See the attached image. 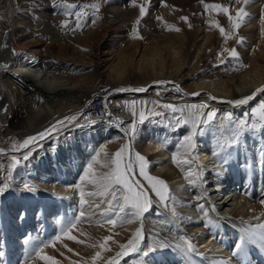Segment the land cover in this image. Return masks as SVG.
<instances>
[{
    "label": "bare ground",
    "instance_id": "obj_1",
    "mask_svg": "<svg viewBox=\"0 0 264 264\" xmlns=\"http://www.w3.org/2000/svg\"><path fill=\"white\" fill-rule=\"evenodd\" d=\"M95 2L67 0L78 6ZM99 2V13L94 15L92 9H85L87 15L81 18L87 23L77 28L74 13L79 8L64 9L61 0H0V187L9 184L0 195V255L8 254L14 263L20 257L22 264H45L32 258L35 249L54 240L62 224L79 215L80 190L75 185L81 184L93 155L101 148L114 154L127 143L121 129L138 121L139 110L144 107L146 114L155 108L163 115L149 116L138 123L133 147L150 160L149 174L167 182L171 199L161 201L136 170L134 179L152 199L143 218L144 239L139 252L143 264H264V203L257 200L256 193L264 192V128L250 127L253 122L261 123L254 110L264 102V93H258L246 105L227 102L264 87V0H249L246 5L243 0H136L135 5L132 0ZM141 4L147 8L143 17ZM204 4L224 5L233 16L244 8L248 16L238 30L232 29L226 14L207 10ZM65 11L72 14L65 15ZM42 18L60 24L68 38L47 40L44 30L39 31L45 27L43 22L27 32L26 25L30 28ZM137 20L154 29L165 25L167 32L158 39L143 34H139L142 39L134 38L131 24ZM212 21L232 31L233 38L225 40ZM65 22L67 27L63 26ZM240 37L244 38L242 44ZM232 48L247 67L235 70L239 62L224 51ZM28 60L29 64L25 62ZM94 73L102 77V82L91 86ZM117 88L146 91L117 92ZM113 92L116 94L111 97ZM155 101L177 107L205 104V114L216 111L212 122L197 128L196 148L191 154L194 159L190 166H184L185 171L172 163V154L179 151L183 158L181 142L191 132V123L177 124L173 117L180 114L155 105ZM133 102L135 117L128 107ZM102 112L106 115L100 116ZM229 113L231 121L227 119ZM73 115L77 116L75 122L65 120ZM184 116H188L187 109ZM243 119L249 127L241 134L239 144L230 148L228 142ZM60 120L65 124L30 145L32 155L23 161L28 149L17 150L13 145ZM119 120L124 123L117 127ZM13 156L21 159L15 169L11 167ZM105 158L102 153L100 159ZM249 163L253 166L247 167ZM189 167L200 176L195 184L186 178ZM93 170L103 173L109 168L94 164ZM25 184L34 190H26ZM82 186L85 192L94 191L87 181ZM86 199L99 202L98 198ZM102 210L84 206L90 219L78 225L73 235L85 244L62 238L44 253L60 264H84L97 250L87 244L114 233H119L114 236L116 241L125 243L141 226L140 221L114 229L108 224L101 226L97 222L104 220ZM185 237L196 245L190 259L176 247ZM241 238L245 242L237 252L235 245ZM161 241L168 247H157ZM109 244L112 251L103 253L97 264H106L119 251L117 244ZM150 247L157 250L144 256L142 253ZM137 256V252L131 253L121 258L120 264H140L135 261Z\"/></svg>",
    "mask_w": 264,
    "mask_h": 264
},
{
    "label": "snow or ice",
    "instance_id": "obj_2",
    "mask_svg": "<svg viewBox=\"0 0 264 264\" xmlns=\"http://www.w3.org/2000/svg\"><path fill=\"white\" fill-rule=\"evenodd\" d=\"M133 4H136V0H132ZM241 0H237V3H240ZM249 0H243V3L246 5ZM201 3H204V0H201ZM61 6L64 9H77L75 11V16L77 18L76 27H81V17L86 16L87 12L85 9H92L93 14L99 13L100 11V2L97 0L95 3L91 4H70L67 3V0H61ZM205 9L207 10H218L228 16L229 21L231 22L232 29L238 30L248 13L244 10V8H239L235 12V16H233L230 12V9L221 4H204ZM140 8V16L143 17L147 13V8L141 4ZM65 15L72 14L70 11H65ZM160 19V18H158ZM181 19L187 21V17H181ZM140 21L137 20L136 24L139 25ZM213 26L219 29L221 35L225 37V40L233 38V32L226 30L223 26L219 24L218 21L211 22ZM67 27V22L63 25ZM191 26V25H189ZM170 30L180 31L179 28H175L174 26H169ZM262 34H264V29H262ZM134 38L142 39L143 37L139 36L137 32H133ZM244 38H239V43H243ZM7 47V45H4ZM229 53V56L239 62V67L235 70H239V68L247 67L242 62L239 61V53L235 48L225 49ZM222 55V53H221ZM224 63V61H221ZM158 84H168L173 83L170 81H157ZM175 89L177 91H182L179 85H175ZM117 92H125V91H137L144 92L145 88H117ZM258 93H264V87L257 88L252 94L246 95L239 99H234L227 101L230 104H234L237 106L246 105L249 101L253 100ZM187 95V93H185ZM200 93H191V95H199ZM211 99H217L215 96H210ZM155 105L159 107L171 111L172 113H179V117H173L176 120L177 124L181 122L184 124L191 123V132L183 137L181 142V148L184 150V156L181 157V153L175 152L172 154V163L179 168L181 171H185V165H191L194 157L191 155L192 152L196 148L195 137L197 135V128L200 125H207L212 122L216 117V111L211 110L204 113V109L207 107L205 104H192L186 105L184 107H177L171 104H163L160 105L158 101L153 102ZM107 107V106H105ZM131 110L132 116L137 115V110L135 107V103L128 105ZM185 109L188 110V116L185 118L184 113ZM255 113L259 116L261 123L257 125L255 122L251 124V129H256L257 127L264 128V102H262L257 109L254 110ZM110 116L111 113H108ZM163 113L160 111H156L155 108L149 110L146 114L145 108L141 107L138 113V121L133 120L131 123L127 125L126 128H122L121 130L125 133V136L128 137V142L125 143L122 147H120L114 154L109 155L104 148H101L99 151H96L93 155L91 161L87 165L84 170V174L81 177V184L75 185L79 191V204L81 206V210L79 211V215L74 219L69 221L67 224H62L60 233L54 238L45 244L42 247H38L35 249V255L32 257L33 259L39 258L43 260L45 264H60V262L53 256L47 255L44 253V249L49 246H55L57 241H60L62 238H66L70 241H74L78 244H85L86 241L83 239H79L76 235H73V231L77 229L78 225H80L85 219H90L86 217L84 206L92 207L96 210H103L100 212V215L104 217L102 222L98 221V224H108L111 225L112 228L123 227L125 224H131L135 221H140L141 226L138 227L135 232L132 234V237L128 239L125 243H119L114 239L115 235H119V233L110 234L104 236L102 241H98L96 243L87 244V247L92 249H97L94 254L84 261V264H97V262L103 259V253L111 252L112 249L110 247L109 242L115 243L118 245L119 251L116 252L115 256L108 258L106 264H120L121 258L130 255L134 252H141V242L144 239L143 236V218L145 213H147L152 205V199L148 195V191L144 188L142 184L138 180L134 179L136 170L138 169L139 175L143 177L148 184L150 185V189L155 193L157 197L161 201L167 203L170 196V189L168 188L167 182L158 177L149 174L150 160L147 156L143 155L140 151H136L133 147V142L138 135V123L142 124L146 120L149 119V116H162ZM77 119L76 115L65 117V120L68 122H75ZM229 121L232 120V114L229 113L227 116ZM65 120L57 121L56 124H53L50 128L45 129V131L38 133L36 136H29L24 139L22 142H18L13 145L17 150L19 149H28L26 154L23 155L22 160L28 161L29 157L32 155V151L34 149L30 148V145H35L39 140H44L46 137L50 136L54 131H58V125L63 126L65 124ZM123 120H119L116 124L117 127H120L123 124ZM249 127L248 121L246 119L240 120L237 123V132L234 134L231 141L228 142V146H236L239 144L240 136L244 132V130ZM200 134H203L202 132ZM149 143H151L149 141ZM166 143L164 141L161 142ZM3 149H0L2 152ZM103 153L105 159L101 160V154ZM21 163V159H18L16 156L12 157L11 167L15 169L17 165ZM99 164L101 167L109 168V171L103 173H97L93 170V165ZM195 177V179H192ZM186 178L189 180L190 184H195L197 180L200 179V176L197 172L192 171L191 168L186 171ZM87 181V183L93 186L94 191L85 192L83 188V183ZM9 184L5 183L3 187H0V195L4 194V192L8 189ZM25 189L28 191H33V187L25 184ZM122 190L120 195H117L118 192ZM86 197L98 198L99 202L90 203L89 199ZM106 205V207H105ZM200 209L203 210V204L199 205ZM175 212V209H173ZM95 214V213H93ZM83 235V233H81ZM264 238V237H262ZM245 242L244 238H241L240 242L235 245L236 251L239 252L242 249V246ZM67 248V245H65ZM157 247L163 249L167 248L168 245L161 241L157 245ZM157 247H150L147 251H144L142 254L144 256L149 255L150 252H155ZM180 249L183 254L187 258H191V254L196 251V245L192 242L191 239L185 237L183 238V243L176 246ZM68 251H73L71 248H68ZM79 255V253H76ZM72 264H79V261H73Z\"/></svg>",
    "mask_w": 264,
    "mask_h": 264
},
{
    "label": "rangeland",
    "instance_id": "obj_3",
    "mask_svg": "<svg viewBox=\"0 0 264 264\" xmlns=\"http://www.w3.org/2000/svg\"><path fill=\"white\" fill-rule=\"evenodd\" d=\"M109 18H110V20H113L114 19V16H110ZM84 19L81 18V23L84 24V25H86L87 19L86 20H84ZM74 21H77V18ZM41 22H43V24H44V25L42 24V26H45V27H44V29H40L39 31H43L44 30L43 33H44L45 38L47 40L53 41V42L54 41H57V40L65 41L68 38L69 34L66 31V29H62V26H60V24H57V22H51V21H48L47 19H44V18L38 20V22L35 25H31L30 28H29V24L26 25L27 32H29V30L30 31L31 30L32 31L35 30L36 27H37L36 25L37 24H41ZM131 28H132V31L133 32H137V33L139 32L138 34H143V35H149V36L151 35L150 37L155 38V39H158V37L160 38L163 34H165L167 32V27L165 25H161V26L156 27L154 29L153 27H150L148 25L146 26L145 24H143L141 22L139 23V25H137L136 22L133 23V24H131ZM25 62H28V64H29V60L28 61H25ZM90 79L91 80L89 81V84L91 86L99 85L102 82V77L100 75H98L97 73L92 74V76H91ZM114 93L115 92L111 93L110 96L113 97L116 94V93L115 94ZM104 115H106V114L104 112H102V114L100 116H104ZM230 148H232V146ZM252 156L254 158L256 157L255 154H251V157ZM256 191H259V189H257ZM256 193L258 195V197L256 196L257 197V200L264 203V192L263 193H260V194H259V192H256ZM28 246L29 245H27V248H29ZM27 248L25 247V248H23V250H26ZM135 259H136L135 261H137L138 263L143 264V260L141 258L140 253H138V256ZM21 262H23V260L20 257L17 258V261L15 259V263H14V261H12V259L9 257L8 254L5 253V254H1L0 255V264H22Z\"/></svg>",
    "mask_w": 264,
    "mask_h": 264
},
{
    "label": "built area",
    "instance_id": "obj_4",
    "mask_svg": "<svg viewBox=\"0 0 264 264\" xmlns=\"http://www.w3.org/2000/svg\"><path fill=\"white\" fill-rule=\"evenodd\" d=\"M97 103H98V101H95V104H97ZM95 104H94V105H95ZM96 112H98V114H99V110H98V111H96Z\"/></svg>",
    "mask_w": 264,
    "mask_h": 264
}]
</instances>
